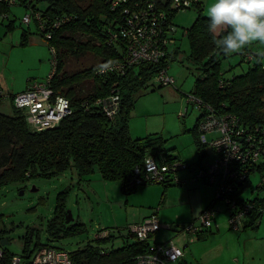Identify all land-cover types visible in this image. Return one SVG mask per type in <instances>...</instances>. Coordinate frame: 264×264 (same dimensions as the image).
I'll list each match as a JSON object with an SVG mask.
<instances>
[{
	"label": "trees",
	"instance_id": "16d2710c",
	"mask_svg": "<svg viewBox=\"0 0 264 264\" xmlns=\"http://www.w3.org/2000/svg\"><path fill=\"white\" fill-rule=\"evenodd\" d=\"M133 1L125 2L120 8L112 10L110 0H49L47 10L42 12L49 16L50 24L58 17L60 20L68 17L62 21L60 27L51 28V38L46 37L50 49H55L56 57L51 84L55 93L70 99L73 112L64 118L59 126L36 131L29 127L24 113L14 105L11 114L0 111V186L36 176L49 178L73 169L80 178L89 177L97 170L106 181H123L124 190L131 191L138 187H128L134 170L137 166H143L145 158L157 148H153L156 143L153 139L131 136L127 124L128 112L134 106L140 88L147 81L154 79L160 70L169 67L182 52L174 43L170 50L166 49V55L160 63L141 62L128 65L123 60L128 50L126 39L122 35L126 23V14L123 10L129 7L133 9L135 7ZM155 1L159 9L169 14L170 23L175 24V15L179 9L171 7L172 0ZM16 3L30 6L28 0H15L14 4ZM11 5L13 3L10 0H0V17H9ZM140 7L135 9L138 10ZM195 9L199 11V16L185 33L191 49L189 56L186 57L188 68L196 73L191 93L220 113L236 114L249 132L258 134L257 129H260L259 133L264 131V62H257L258 54L261 52L258 50V43L247 46L240 55L225 56L216 48L213 36L208 30L210 21L209 17L202 13L203 0ZM40 32L45 36L42 31ZM77 34L86 35L90 39L87 42L79 41L76 38ZM224 34L226 33L217 34V38H223ZM26 39L27 34L24 32L22 43H25ZM248 52L253 54V58L246 61L245 54ZM86 54H92L100 61L85 69L69 73L68 60ZM233 55H239L240 61L236 64L231 63V68L242 64L247 67L229 77L223 71L222 64ZM110 62H120L124 68L99 73L98 69ZM88 84L92 87L89 93H86L83 89L88 88L86 87ZM111 94H118L121 101L120 112L114 119H109L101 107L95 106L98 99ZM2 98L0 94V101ZM85 102L89 103V109L83 107ZM206 153L201 151L202 156ZM162 156L157 154L160 160ZM166 156L177 159L169 154ZM262 157L264 158V153L253 163L251 169L253 173L264 170V163H260ZM248 183L244 184L241 190L232 193L239 202L249 201L254 205L245 218L241 231L249 226L258 228L264 213V198L248 199L242 196ZM259 188L263 189L264 185H260ZM226 206L230 211L227 202ZM67 213L65 199L60 198L53 217L48 221L49 242L43 243L38 233L34 231L26 232L23 234L22 254H16L10 251L7 245H2L4 255L0 259V264H12L15 255H21L26 263H30L41 248H60L52 245V241L83 234L86 231L84 224L79 221L67 223ZM207 231L200 232L197 237L200 238ZM8 233V229H0V242L5 238L10 242ZM100 233L93 239H88L84 245L69 251L75 264H136L138 255L150 251L149 242L138 240L128 230L125 234L121 233L124 244L119 247L110 244L111 234Z\"/></svg>",
	"mask_w": 264,
	"mask_h": 264
},
{
	"label": "rangeland",
	"instance_id": "374dc122",
	"mask_svg": "<svg viewBox=\"0 0 264 264\" xmlns=\"http://www.w3.org/2000/svg\"><path fill=\"white\" fill-rule=\"evenodd\" d=\"M28 2L29 7L19 3L11 5L9 17H0V87L4 92L0 111L6 114L14 110L13 94L24 90L29 82L46 80L53 71V53L46 37L39 31L35 19L31 20L30 26L24 21L33 7L46 11L49 0ZM203 2L202 13L208 16L207 8L213 0ZM198 16L199 11L195 8L180 9L175 15L174 36L182 53L171 62L168 73L175 77L176 84L161 85L155 79L147 81L137 93L127 120L133 138L158 141L168 149L169 155L192 165V169L178 170L181 183L166 186L148 183L130 191L123 189V181H106L97 170L89 177L80 178L75 170L68 169L49 178L36 176L4 184L0 186V229L9 230L7 247L10 251L22 254L23 234L29 231L38 233L43 243L49 242L48 221L62 198L74 221L84 224L86 229L83 234L51 242L67 251L84 245L100 232L111 234L110 244L119 247L124 244L121 233L125 234L128 226L135 224L142 215L156 213L163 225L171 227L160 229L153 239L174 242L180 247L188 244L185 255L173 264H264V213L258 228L249 226L244 231L235 230L231 228L225 200L217 199L215 186L196 179L200 165L211 160L214 152L211 144L200 142L196 124L202 111L197 103L189 102L196 73L188 68L186 57L191 49L185 33ZM24 32L27 39L22 43ZM76 38L83 42L90 39L82 34H77ZM258 45V50L262 51L264 45ZM99 61L92 54L71 57L67 71L74 73ZM239 61V55L223 61L226 76L246 69L245 64L230 67L231 63ZM86 87L83 90L89 93L91 84ZM207 136L211 140L212 135ZM201 151L207 152L206 155L202 156ZM260 163H264L263 157ZM193 165L198 166L193 169ZM263 179L264 170L252 173L242 196L264 198V188H259ZM208 208L215 211L213 229L206 230L200 238L196 234L184 235V226L199 225L200 214Z\"/></svg>",
	"mask_w": 264,
	"mask_h": 264
},
{
	"label": "built area",
	"instance_id": "2783aa9c",
	"mask_svg": "<svg viewBox=\"0 0 264 264\" xmlns=\"http://www.w3.org/2000/svg\"><path fill=\"white\" fill-rule=\"evenodd\" d=\"M130 0H110L112 10L120 8L125 2ZM201 0H172L173 9L195 8ZM15 3V0H10ZM136 10L123 8L126 14V25L122 31L127 43V54L125 62L128 65L134 63H160L165 57L166 51L170 50L176 38L174 32L176 25L170 23L169 14L163 9H159L155 0H134ZM56 18L50 24L49 16L42 11L32 10L25 16L24 21L29 25L35 19L38 28L45 34V37H52V27H60L62 21ZM167 49V50H166ZM53 55V71L44 81L29 82L26 88L11 96L15 108L24 113L30 128L36 131H43L59 126L61 121L71 115L73 108L68 97L55 93L51 84V78L55 71L56 57L55 49L51 48ZM239 55L241 54L238 53ZM246 61L252 60L253 54H245ZM103 66V71L99 68V73L112 70H122L124 65L120 62H110ZM168 68L160 70L154 79L162 85H175V77L169 75ZM223 84V81L222 83ZM4 96L3 90H0ZM189 102L197 103L202 115L197 124L199 140L203 144H211L213 157L199 167L196 179H202L204 183L215 186L218 199H224L230 205L231 228L242 230L244 220L254 205L247 202H239L232 193L241 190L244 184L248 183L252 172L253 163L257 162L260 155L264 153V131L254 134L246 129L241 118L236 114L225 112L220 113L209 104L194 96H189ZM120 96L111 94L106 98H100L95 102V106L101 110L109 119H114L120 112ZM83 107L89 109V103L85 102ZM207 134H211L209 140ZM162 156V154H159ZM193 169L197 166L193 165ZM192 168L178 159H171L162 156L161 160L155 155H148L143 166H137L128 187L140 186L148 183H181L177 174L182 168ZM261 185H264V179ZM199 225L190 224L184 226V235L199 234L204 230H209L214 226L215 211L208 208L203 211L199 218ZM170 228L163 225L156 213L146 217L142 222L128 226V231L132 232L140 241L149 242L150 251L137 256L136 264H173L184 256V248L174 242H158L154 235L162 228ZM153 241V242H152ZM178 253V255H177ZM3 247L0 245V259L3 257ZM12 264H75L69 251L56 247H43L26 263L21 255H15Z\"/></svg>",
	"mask_w": 264,
	"mask_h": 264
},
{
	"label": "clouds",
	"instance_id": "9594fccd",
	"mask_svg": "<svg viewBox=\"0 0 264 264\" xmlns=\"http://www.w3.org/2000/svg\"><path fill=\"white\" fill-rule=\"evenodd\" d=\"M207 15L208 30L225 56L238 54L254 43L264 45V0H213ZM218 33L226 34L217 38ZM257 62H264V51L258 54Z\"/></svg>",
	"mask_w": 264,
	"mask_h": 264
},
{
	"label": "crops",
	"instance_id": "0c3cea01",
	"mask_svg": "<svg viewBox=\"0 0 264 264\" xmlns=\"http://www.w3.org/2000/svg\"><path fill=\"white\" fill-rule=\"evenodd\" d=\"M204 8H205V5H204ZM198 119H199V117H198ZM198 119H197V123H198ZM196 126H197V124H196ZM196 129H197V127H196ZM153 148H157L156 150H154V152H151L149 155H156L157 156V154H165V156L166 155H168V149H166L162 144H160L158 141L154 144V146H153ZM149 214H147V215H142L141 216V218H139V219H136L137 221H142L144 218H146L147 216H148ZM134 222V223H138V222ZM211 229H213V228H211ZM98 235V234H97ZM100 235H105L104 234V232H101L100 233ZM188 246V244L186 243L184 246H183V248H184V255H185V248Z\"/></svg>",
	"mask_w": 264,
	"mask_h": 264
},
{
	"label": "water",
	"instance_id": "95a60500",
	"mask_svg": "<svg viewBox=\"0 0 264 264\" xmlns=\"http://www.w3.org/2000/svg\"><path fill=\"white\" fill-rule=\"evenodd\" d=\"M72 221H74V217L72 215V212L70 210H68V213L66 216V222L71 223ZM0 243H1V245H9L10 244V242L8 241L7 238L2 239Z\"/></svg>",
	"mask_w": 264,
	"mask_h": 264
}]
</instances>
